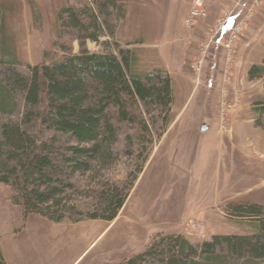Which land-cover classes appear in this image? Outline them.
Here are the masks:
<instances>
[{"label":"rangeland","instance_id":"obj_1","mask_svg":"<svg viewBox=\"0 0 264 264\" xmlns=\"http://www.w3.org/2000/svg\"><path fill=\"white\" fill-rule=\"evenodd\" d=\"M193 1L159 0L162 8H158L156 0H115L116 7L100 14L92 0H0L2 86H7L13 74L30 77L27 66L57 63L82 52L119 56L144 50L155 54L156 65L162 67L168 48L178 46L182 39L187 44L184 66L180 62L174 66L184 69L179 84L183 98L178 102L174 98L169 122H164V108L157 103L134 108L131 122L116 118L117 143L86 171L75 173L61 164L62 156H70L68 136L53 132L38 136L39 124L34 120L26 124L22 91L5 97L0 127L20 126L29 136L51 145L58 173L50 187L60 193L43 210L51 218L65 219L56 223L38 214L25 219L23 209L15 204L13 189L0 184V236L13 231L14 241L20 244L19 260L74 264L89 249L76 264H87L92 258L99 259L94 264H124L146 252L158 237L181 236L197 246L215 236L258 235L257 221L231 217L227 206L264 207V75L253 81L249 78L253 67L264 66V0L257 6H252L256 0H204L207 17L188 28L185 20ZM67 9L85 12L80 20L89 34L98 36L97 42L81 39L63 24ZM93 9L99 13V32L91 27L88 11ZM158 12L166 35L158 47L146 44L140 49L146 16ZM227 12L239 14L238 36L225 39L230 49L223 47V41L212 43L209 36ZM199 24L205 30L210 27L205 37L192 33ZM209 45L198 72L201 49ZM132 73L136 74L135 65ZM113 190L122 196L129 193L117 218L112 222L88 219L105 215L106 198ZM78 223V229L70 233L66 227H38ZM81 234L86 235L85 244L76 242ZM248 259L225 262L243 264Z\"/></svg>","mask_w":264,"mask_h":264},{"label":"trees","instance_id":"obj_2","mask_svg":"<svg viewBox=\"0 0 264 264\" xmlns=\"http://www.w3.org/2000/svg\"><path fill=\"white\" fill-rule=\"evenodd\" d=\"M92 1L100 14L110 6L116 7L115 0ZM88 12L92 29L99 32L102 26L99 13L96 9ZM64 13L68 15L63 22L66 27L74 29L81 39L98 41V36L89 34L90 29L80 20L85 12L67 9ZM131 62V55L125 52H120L119 56L109 52H82L57 63L27 66L30 77L13 74L8 77L7 86L0 85V109L6 111L3 108L5 97L11 98L13 91H22L27 108L26 124L36 121L38 136L46 132L68 136L66 151L70 156H62L61 164L75 173L86 171L93 160L99 161L98 156L103 152L111 153L117 143L116 118L120 122H131L134 108L157 103L164 108V122H169L174 104L170 75L156 70L138 76L132 73ZM263 75L264 66L253 67L249 78L253 81ZM0 131V184L13 189L15 204L23 209L25 219L38 214L52 222H63L64 218H51L43 210L54 195L60 193L59 189L50 187L58 173L50 143L29 136L14 124H5ZM128 197L129 193L122 196L119 190L111 191L106 198L105 215H90L88 219L114 221ZM227 212L231 217L257 221L258 235L215 236L197 246L181 236L158 237L146 252L124 264H231L225 262L226 259L245 257L249 259L243 264H258L264 260V207L236 203L229 204ZM0 264H6L1 248Z\"/></svg>","mask_w":264,"mask_h":264},{"label":"crops","instance_id":"obj_3","mask_svg":"<svg viewBox=\"0 0 264 264\" xmlns=\"http://www.w3.org/2000/svg\"><path fill=\"white\" fill-rule=\"evenodd\" d=\"M157 3H159V0H156ZM162 2V1H161ZM161 2L158 4V8H162ZM132 7H130L129 12H132ZM128 12V15H130ZM160 13L158 12L157 14H148L146 16V28L143 30V34L141 37V42L142 43L140 49H143L146 44H150L152 47H158V43L160 42L161 39H163L166 35L167 28L163 25V22L159 19ZM126 17V18H127ZM202 26V24L198 25L197 27ZM196 27V28H197ZM210 27H207V30L202 29L201 27L197 28L194 30L192 33L196 36V38H202V35L205 37V35H208V30ZM178 41V40H177ZM179 45L178 46H173L168 48V50L165 52V60H166V66H160L156 65V56L155 54L151 53H146L144 50H141L139 52H133V50L130 51V55L132 57V62L130 63L131 69L133 68V65H135L136 69V75L138 76H145L153 71L156 70H163L167 72L171 79H172V91H173V96L175 98V102L180 101L182 99V92H180L179 84L182 82V74L184 73L183 68H178L174 67L175 63L177 64L180 62V65L182 64L184 66V60L186 57V41L185 39H182L181 41H178ZM127 53V52H126ZM116 54V53H115ZM173 62H168V61ZM178 65V64H177ZM181 70V71H180ZM46 224L49 225L48 222ZM80 223L74 225H68V224H60V225H54V226H46V225H33V227H49L46 229H51V228H59V227H66L68 229V233L74 231L75 229H78L77 227L79 226ZM31 222L27 226V228H31ZM80 231V230H77ZM79 237L76 239V242L82 241L83 243L85 242V234H81ZM13 231L11 229H8L5 231V233L2 234V237L0 236V248L4 257V260L6 264H29L28 262H24L23 260H19L21 257V249H20V244L16 243L13 239ZM71 242V241H70ZM85 244V243H84ZM89 251V249L85 250L83 255H81L78 260L74 263L76 264L85 256V254ZM86 262V261H85ZM87 264H94L93 262H99L98 258H92L91 260H87Z\"/></svg>","mask_w":264,"mask_h":264},{"label":"built area","instance_id":"obj_4","mask_svg":"<svg viewBox=\"0 0 264 264\" xmlns=\"http://www.w3.org/2000/svg\"><path fill=\"white\" fill-rule=\"evenodd\" d=\"M247 1V0H245ZM259 4V0H256L253 4L257 6ZM221 21H219V26L216 28L211 29V32L209 34L211 38L212 43H221L223 41V44L226 43L225 39H235L238 36L239 33V27L237 28V21L239 14H232V13H225L222 15ZM207 17V12L204 9V0H194L193 4L190 8L189 15L185 20V26L188 28L194 27L195 23L202 19ZM211 43V44H212ZM229 43V42H228ZM225 44L223 47L226 46V49H230L231 46L229 44ZM209 46H203L201 49L200 57L198 58V68L197 71L200 72L201 66L203 65L205 56L207 54V50L209 49Z\"/></svg>","mask_w":264,"mask_h":264}]
</instances>
